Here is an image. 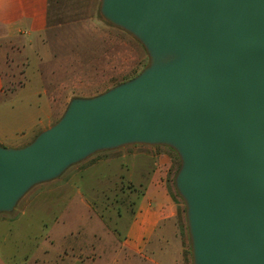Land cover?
<instances>
[{"label": "water", "instance_id": "obj_1", "mask_svg": "<svg viewBox=\"0 0 264 264\" xmlns=\"http://www.w3.org/2000/svg\"><path fill=\"white\" fill-rule=\"evenodd\" d=\"M99 12L149 63L73 98L27 146H0V214L98 153L167 147L192 264H264V0H100Z\"/></svg>", "mask_w": 264, "mask_h": 264}, {"label": "rangeland", "instance_id": "obj_2", "mask_svg": "<svg viewBox=\"0 0 264 264\" xmlns=\"http://www.w3.org/2000/svg\"><path fill=\"white\" fill-rule=\"evenodd\" d=\"M99 8L100 0H50L41 41L10 50L11 59L21 52L26 60L0 64V146H27L59 121L73 98L99 95L148 65L141 44L110 26ZM151 148L98 153L33 188L12 213L0 214V264H132L120 247L147 174L157 168ZM155 148L172 161L164 180L179 204L178 225L192 264L185 205L174 184L180 159L170 148Z\"/></svg>", "mask_w": 264, "mask_h": 264}, {"label": "crops", "instance_id": "obj_3", "mask_svg": "<svg viewBox=\"0 0 264 264\" xmlns=\"http://www.w3.org/2000/svg\"><path fill=\"white\" fill-rule=\"evenodd\" d=\"M49 7L50 0H0V64L18 58L26 60L21 52L15 55L19 57L11 59L9 52L13 48H27L41 41V33L48 30ZM2 72L0 66V77ZM155 149L149 150L155 152L149 157L157 168L147 174L144 194L138 199L120 252L132 264H141L140 261L150 264H190L186 259V248L178 225L179 204L170 194L164 180L172 161L167 159L165 151L160 150L157 155ZM128 157V153L124 152L122 159L127 160Z\"/></svg>", "mask_w": 264, "mask_h": 264}, {"label": "trees", "instance_id": "obj_4", "mask_svg": "<svg viewBox=\"0 0 264 264\" xmlns=\"http://www.w3.org/2000/svg\"><path fill=\"white\" fill-rule=\"evenodd\" d=\"M118 31H119V30H118ZM139 73H140V72H139ZM139 73H137V74H135V75H130V77H125L122 81H118L116 84H114V85L111 86L110 88H112V87H114V86H116V85H118V84H120V83L126 82V81H128V80H130V79L136 77ZM110 88H107L105 91L109 90ZM178 197H179V195H178Z\"/></svg>", "mask_w": 264, "mask_h": 264}]
</instances>
